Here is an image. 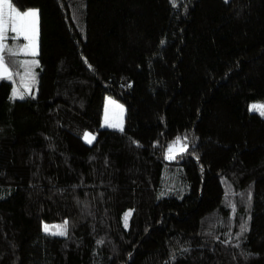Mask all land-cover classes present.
I'll use <instances>...</instances> for the list:
<instances>
[{
	"label": "trees",
	"instance_id": "16d2710c",
	"mask_svg": "<svg viewBox=\"0 0 264 264\" xmlns=\"http://www.w3.org/2000/svg\"><path fill=\"white\" fill-rule=\"evenodd\" d=\"M12 3L39 63L26 98L0 78V264H264V0Z\"/></svg>",
	"mask_w": 264,
	"mask_h": 264
},
{
	"label": "snow or ice",
	"instance_id": "6c2138e0",
	"mask_svg": "<svg viewBox=\"0 0 264 264\" xmlns=\"http://www.w3.org/2000/svg\"><path fill=\"white\" fill-rule=\"evenodd\" d=\"M8 11H5V10ZM38 17V12L34 10H28L23 13L18 11L13 5L9 2V0H0V78H10L11 73L8 71V68L6 66L4 55L3 53L7 51L10 54H16V51H24L27 52L28 49H31V54H36V44H35V23L36 18ZM11 30L13 33H16L15 36H13V39H18L20 35H23L24 39L29 41L28 44H25L23 48L16 49L15 51L8 47L6 41L8 39V31ZM36 61L30 62L31 65L36 64ZM26 69V75L30 76L32 79H34V74L31 71L30 65H22ZM13 96H20L22 98V94L19 93L18 90H14ZM110 103H112L110 101ZM117 107H119L117 105ZM250 110H255L260 112L261 115H264V104H253L250 108ZM121 130L122 127H121ZM95 139L94 136H91L89 133H85V140L88 143H92V141ZM176 145H181V140L178 137L177 140L174 142L173 145L169 146L168 152H169V159H173V150L176 147ZM187 146L182 145L181 150H184ZM131 216V212L127 213L124 217V225L125 227L128 226V219ZM56 228V231L52 234L56 235H66L67 230V222H65L64 225H58L54 226ZM44 230L46 232L50 231L49 226L45 225ZM246 230V226L241 225V232Z\"/></svg>",
	"mask_w": 264,
	"mask_h": 264
},
{
	"label": "rangeland",
	"instance_id": "374dc122",
	"mask_svg": "<svg viewBox=\"0 0 264 264\" xmlns=\"http://www.w3.org/2000/svg\"><path fill=\"white\" fill-rule=\"evenodd\" d=\"M9 2L13 5V7L16 8V6L12 3V0H9ZM17 9V8H16ZM18 10V9H17ZM5 11H8L7 9ZM20 11V10H18ZM28 11V10H27ZM21 13L25 12V11H20ZM39 32H40V28H39V15L36 18V23H35V44L39 43ZM8 38L10 37L12 40L7 39L6 43L8 45V47L12 48L14 51L16 49H20L23 48V46L25 44H28L29 41L25 40L23 35H20L18 39H13L12 37L16 35V33H13L11 30L8 31L7 33ZM20 39V40H19ZM37 40V42H36ZM16 53L22 54L24 55L21 59H25L26 60V65H30L31 67V71L34 74V79H32L30 76H27L25 73L26 72H22V74L20 75L19 78H16V76H14L12 70L7 66L8 71L11 73L10 78H7L8 80L13 82V88H12V98L13 99H22V98H26L29 94H31L33 88L35 87L36 83H37V67H38V59L36 57H33L31 54V49H28L27 52L24 51H16ZM27 55V56H26ZM35 56V55H34ZM32 61H36L37 63L34 65H31L30 62ZM14 90H18L20 94H22V98L20 96H13V92ZM110 101L112 103H110ZM253 104H264L262 102H253L250 105V108ZM117 105L119 107H117ZM255 111V110H252ZM126 106L124 105V103L118 99L116 96H114L113 94H107L105 97V107H104V116H103V120H102V127L104 128H116V129H122L125 126V121H126ZM260 113V112H259ZM91 136H94L92 133H89ZM184 145L181 143V145H176V147L173 150V155L174 158L173 159H169V152L167 151L166 153V158L168 160H175L177 157V154L180 152H183L184 150H181V146ZM10 190H0V198H3L5 196H7L9 194ZM65 222H43V231L44 230V226L48 225L50 231H48L47 233L52 234L53 232L56 231V228L54 226H58V225H64ZM46 232V231H45ZM67 232V230H66ZM54 235V234H52ZM58 235V234H56ZM61 236V235H58Z\"/></svg>",
	"mask_w": 264,
	"mask_h": 264
},
{
	"label": "crops",
	"instance_id": "0c3cea01",
	"mask_svg": "<svg viewBox=\"0 0 264 264\" xmlns=\"http://www.w3.org/2000/svg\"><path fill=\"white\" fill-rule=\"evenodd\" d=\"M28 10H34V11H37L38 12V15H39V11L37 9H28ZM27 11V10H26ZM23 12V11H22ZM37 42V40H36ZM39 55V43L36 44V54L35 56Z\"/></svg>",
	"mask_w": 264,
	"mask_h": 264
}]
</instances>
